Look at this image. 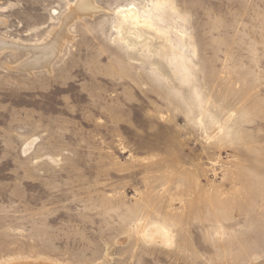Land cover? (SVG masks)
<instances>
[{
    "label": "rangeland",
    "instance_id": "374dc122",
    "mask_svg": "<svg viewBox=\"0 0 264 264\" xmlns=\"http://www.w3.org/2000/svg\"><path fill=\"white\" fill-rule=\"evenodd\" d=\"M76 1L0 0V264H264V0ZM128 4L163 71L118 41Z\"/></svg>",
    "mask_w": 264,
    "mask_h": 264
},
{
    "label": "bare ground",
    "instance_id": "6f19581e",
    "mask_svg": "<svg viewBox=\"0 0 264 264\" xmlns=\"http://www.w3.org/2000/svg\"><path fill=\"white\" fill-rule=\"evenodd\" d=\"M93 1L94 0H77L74 5L76 8L74 11L79 12L81 14L90 13L92 11L94 12L97 9L98 5L96 6V4ZM159 2H161V0H159L158 3ZM115 13L117 16L116 17L117 21L113 26L115 29L114 31H116V34L118 36L117 37L118 41L122 42L126 46L128 56L134 59V58H138L137 56L141 55V53L149 54L153 57V58L151 57L152 58L151 64H154V66L162 69L161 67H163L164 56L174 50L169 43L165 30L159 27L156 22H154L153 17H151L150 15L145 16L141 14L139 9L134 4L120 6L117 8ZM60 36L55 35V37H52L51 40H48L47 43L45 42L46 44L44 45L41 44L42 46L36 47L37 50L39 49L40 51L38 56L34 54L35 56H33L31 60L28 61V63H26L25 65L28 66L29 68L39 67V66L47 67L50 60L53 59L52 57L55 56V53L58 50V44L60 43ZM8 45L10 46L11 44H7L5 40H2L0 38V50L5 49ZM164 225L165 224L160 225L159 227H155L152 230V234L155 237H158L162 240H165L166 242H169L171 240L170 238L171 237L173 238L174 232L170 227V225H166V226ZM7 263L8 264H60L42 258L31 259V261L28 260H24L20 262L10 261Z\"/></svg>",
    "mask_w": 264,
    "mask_h": 264
}]
</instances>
